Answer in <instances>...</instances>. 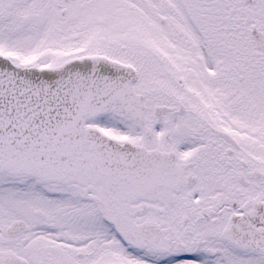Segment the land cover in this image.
Instances as JSON below:
<instances>
[{"label": "snow or ice", "instance_id": "1", "mask_svg": "<svg viewBox=\"0 0 264 264\" xmlns=\"http://www.w3.org/2000/svg\"><path fill=\"white\" fill-rule=\"evenodd\" d=\"M0 264H264V0H0Z\"/></svg>", "mask_w": 264, "mask_h": 264}]
</instances>
